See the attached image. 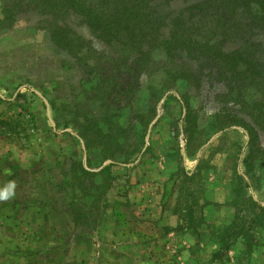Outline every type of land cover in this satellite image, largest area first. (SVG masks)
<instances>
[{"label":"rangeland","instance_id":"374dc122","mask_svg":"<svg viewBox=\"0 0 264 264\" xmlns=\"http://www.w3.org/2000/svg\"><path fill=\"white\" fill-rule=\"evenodd\" d=\"M39 1L0 0V264H264V135L215 131V105L159 51L121 85L132 48ZM68 24L80 39L64 49ZM112 114L128 129L102 195L81 168L105 140L82 134L92 121L104 137Z\"/></svg>","mask_w":264,"mask_h":264},{"label":"trees","instance_id":"16d2710c","mask_svg":"<svg viewBox=\"0 0 264 264\" xmlns=\"http://www.w3.org/2000/svg\"><path fill=\"white\" fill-rule=\"evenodd\" d=\"M39 2L38 6L50 13L64 9L69 18L79 17L104 44L132 48L130 53H117L116 61L129 65L127 71H119L128 77L117 78L121 85L131 83L129 79H134V72L154 66L148 50L159 51L172 60L163 70L173 82L194 85L204 103L215 105V121L210 124L216 127L215 131L239 125L252 140L264 135V0ZM166 5H171L173 10L169 11ZM67 26L69 29L59 27L53 32L54 40L64 49L67 43L80 39L73 28ZM79 44L83 45V41ZM133 67L136 68L132 70ZM153 106H149L151 112L156 108ZM115 117L121 116L112 114L104 137H99L104 134L103 130L87 133L92 121L82 134L88 147L95 148L97 141L102 144L105 140L104 149H100L102 159L92 164L96 170L81 168L96 176L95 187L104 189L102 195L110 185L105 181L111 174L110 165L105 164L108 160L116 161L121 154L120 138L128 129V125L121 126L120 119ZM151 118L144 120L142 130L147 128Z\"/></svg>","mask_w":264,"mask_h":264}]
</instances>
